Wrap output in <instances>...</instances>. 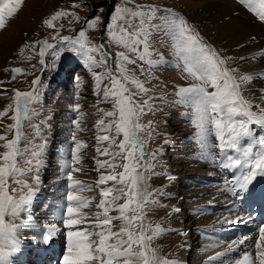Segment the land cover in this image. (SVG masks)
I'll list each match as a JSON object with an SVG mask.
<instances>
[{"label": "snow or ice", "instance_id": "1", "mask_svg": "<svg viewBox=\"0 0 264 264\" xmlns=\"http://www.w3.org/2000/svg\"><path fill=\"white\" fill-rule=\"evenodd\" d=\"M238 2L246 6L245 10L253 13L260 23H264V0H238ZM22 4L23 0H0V30L5 28L6 20L13 17ZM133 7L137 10L125 8L115 25L110 16L109 23L104 28L105 35L128 52L135 54L137 59L147 63L149 68L158 63L151 59L154 54L151 51V36L154 33H162L169 37L181 71L194 81L189 87L179 88L176 95L179 97L178 103L193 109L189 118L197 129L200 158L218 163L222 169L232 170L234 174L231 179L234 184L231 193L238 200L244 199L245 194H250V186L257 177L264 178V135L256 136L255 128L252 127L264 129V108L257 105L258 112L252 111V105L241 93V85L252 77L243 76L237 80L234 70L226 66V59L210 48L199 32L183 17L151 6L134 4ZM157 13L162 14L157 15ZM57 15L64 16L66 13L61 11ZM100 20L99 15L93 16L85 22V28L79 31L77 37L61 38L59 47L45 43L44 49H56L52 52L54 57L52 63L54 64L60 58V54L68 49L79 55L84 66L90 71L102 67L106 63L107 53L102 44L94 46L86 36L87 28L89 26L95 28ZM96 53L101 56L99 62L93 55ZM40 56L42 57L40 64L45 65L43 59L45 51H41ZM135 62L124 52L117 54L115 64L119 75L111 69L108 70L106 76L111 79V87L104 88L103 96L105 101L111 99L116 109L105 115L115 118L118 113V119L114 120L115 130L117 136L123 135V142L118 145L119 152L109 153L108 149H105L101 154L111 155L113 159L121 157L126 163L119 176L113 171V174L102 175L98 183L113 181L122 187L115 190L118 192L117 195H112L114 189H102L100 194L106 199H102L98 207L103 211L95 213L93 217L100 222L96 225H85L75 231L71 230L74 225H79L82 219L89 218L79 212L78 208L87 207L90 201L83 200L72 192L68 193L67 201L70 202L66 208L68 219L64 224L70 230L67 232V254L63 257V264H176L175 261L159 257L156 250L150 247V242L165 230L160 225L153 228L150 223L145 222L146 206L159 205L158 200L151 199L154 195L168 194L160 189L155 192L149 191L148 177L156 174L153 171L156 165L152 162L155 161L156 153L152 154V161L145 159L144 141L139 133L146 130V127L140 123L141 117L146 115L145 109L154 111V108L149 100H143L141 103L135 99L140 94L146 95L149 92L143 82L127 74L126 64ZM15 71L19 73L21 70L17 68ZM141 72L143 74V68ZM94 75L97 82L96 94L99 95V85L105 77L95 73ZM149 77L151 78L150 73ZM32 83L34 86L39 85V78ZM129 83L136 91H132L127 86ZM38 102V87H34L33 91L29 92L19 90L15 92V115L12 117L15 124L9 126L15 127V138L4 144L7 151L0 155V264H13V257L21 251L17 225L6 222V217L17 219L26 212L35 195L27 184L17 179L18 176L23 175L17 165V157L21 155L19 144L23 121L30 118L29 106ZM76 123L78 127L79 122ZM99 124L103 125L104 121L100 120ZM150 126L151 122L148 127ZM112 127L113 125L109 124L102 130L110 131ZM213 137L216 143L212 142ZM97 139L116 144V141L110 140L108 135L98 136ZM3 140H6V137L0 136V141ZM79 146L78 144L77 150ZM257 146L258 150L254 151ZM215 149L219 150L218 153L214 151ZM40 155V152H33L34 157L38 158ZM97 163L99 168L106 166L105 163ZM39 164L40 161L37 159L36 167H39ZM107 166L114 170L119 165ZM32 178L38 181V176L34 175ZM9 179L20 184L18 197L9 194ZM71 179L69 176V180ZM80 183L74 181L70 187ZM25 188L28 189L26 195L23 194ZM110 196L111 199H107ZM122 198H126V202L117 205L116 202ZM72 202L75 203V207ZM113 210L119 215L110 216L109 213ZM175 211L179 212L181 209ZM113 220L121 221L119 231L112 230ZM93 236L97 239H92ZM50 238L49 234L45 240ZM255 248L257 249L255 258L251 252H244L242 257L234 260V264H257V262L264 264V227L259 230V240L255 242Z\"/></svg>", "mask_w": 264, "mask_h": 264}, {"label": "rangeland", "instance_id": "2", "mask_svg": "<svg viewBox=\"0 0 264 264\" xmlns=\"http://www.w3.org/2000/svg\"><path fill=\"white\" fill-rule=\"evenodd\" d=\"M23 0V4L21 8L18 10L16 14H14L13 17L6 20V26L3 30H0V78L5 75L6 71V62L10 60V58L14 59L16 62H18L21 58V55L23 54L22 51L19 50H31L33 53H36L38 49H33L31 45L35 40L43 42V44L47 43L50 45H53V43L56 42L57 38H54L53 40H50L48 34L50 32V26L49 24H52V31H55L57 29V25L61 19H64L66 21V24L68 26V29L73 28L70 31L74 30L75 37L78 36V33L81 29L85 28V22L89 19H91L93 16L99 15L101 17V20L97 23V26L95 28L88 27L86 30V36L91 41V44L94 46H100L102 43L104 45L103 49L105 51H110V55H107V57H110L108 59L106 57V64L102 67H97L96 74L104 76L101 83V89L99 91V95L96 94L97 101L94 102L95 107V115L99 116V119L95 122L94 126V134L93 138L95 142L100 145L101 147H95L92 144L91 140V122L89 125V131L85 135V142L78 141L76 144H73V150H77V145L79 144V149L77 151H82L83 153L78 154L76 157H73V166H68L64 172L68 173L72 171L70 174L71 180H69V192H72L73 194L79 196L83 200L90 201L89 205L86 208L80 207L78 208L79 212H82L85 216L89 217L88 219H82L80 221L79 225H74L71 230H76L78 228H81L85 225H96L100 221L93 218L94 214L99 211L100 208L98 207L99 203L101 201L99 200H93L91 201V197L93 195V182L97 179H100L99 174L97 172H94V177L92 176V166L89 167L86 163L87 160L85 158L87 156H90V152L95 154L97 157L99 152H103L102 150L104 148H108L110 151L111 146H102L107 145L108 141H98L97 137L102 135H108L111 139H114L116 141L115 146H118L121 142H123V135L120 136L116 135L115 130V124L114 120L118 119V113L117 117H108L105 115V113L109 111H115L114 104L111 99L108 101H105L103 99L104 96V88L111 87V79L110 77L106 76V73L109 69H111L114 73L119 75V73L116 71V64L115 61L117 59V54L120 52H124L126 55L129 56L130 59L135 60L136 62L134 64H126V68L128 69V75L130 77H134L141 82L144 83L145 87L149 89V92L144 95L140 94L139 96L135 97L139 102L142 103L143 100H149V103L153 106L154 111H149L147 108L145 109L146 115L142 116L140 119V123L146 127V130L139 133L142 140L144 141L145 146V153H146V159L149 161H152V154L156 153L155 161H152L153 163L156 162V158L158 155H162L159 152H166L167 153V161H168V167L163 172V175L158 178V174L155 175H149L148 177V185H149V191L152 192L153 187H162L164 188H158L162 191H168V186L171 190L177 189L175 192L178 194L177 196L182 197L187 195V192L190 189V186L193 185L192 182L188 179L186 182L181 181L177 176H180L183 174V176L188 175L191 176L194 173H197V171H203L204 167H208L207 162L205 164L194 162L193 164L197 165H190V162H185L183 156L188 153V150L192 153H195L197 155V150L195 149V146H199L198 144H191L187 138L185 133V130H191L193 126H191V120L187 118L186 116H182L185 113H188L192 111V108L189 106L182 105L178 103L179 97L176 95L177 91L181 87H189L194 81L187 78L186 73H183L181 71L180 66L178 65V61L176 56L174 55V50L172 47V42L169 39V37L165 36L162 33H154L151 36V51L154 53L151 57L152 60L158 61V63L149 68V65L145 62L140 61L136 58L135 54L130 53L125 49L124 47L116 44L115 42L110 40V37L108 35H105L104 28L105 25L109 23V17H112V23L115 25L118 21L117 18L121 15L123 10L125 8L131 9L132 11H136L137 9L133 7V5L138 6H151L154 8H158L164 12L169 13H175L181 17H183L194 29H196L199 34L201 35L202 39L207 43V45L217 51L220 55V57L226 59V66L230 70H234V74L237 75V80H239L243 76H252V75H258L259 73L263 74L264 69L259 70L262 68V63L264 61V47L263 50L257 51V52H248L246 50H243L241 45L233 46V47H226V44L224 42L218 43V40L213 36V31L211 29L210 24L204 20L201 16V13L203 11L202 8V2L203 0H132V2H128V0H110L108 3V0ZM87 2V3H86ZM108 3L107 6H104ZM74 5H77L74 7ZM78 5H83L84 7H79ZM64 10V13L66 15L64 16H58L57 14ZM162 13H157V15H160ZM251 15L258 20L253 13ZM55 17V19H54ZM155 22V21H154ZM52 33V32H50ZM54 34V33H53ZM58 42V41H57ZM27 44V47L25 46ZM59 47V46H58ZM47 49H42V51L46 52ZM66 51L70 54H73L75 56L80 57L76 53H73L66 49ZM95 56L96 60H100L101 56L100 54L96 53L93 54ZM260 55V56H259ZM36 57V55H34ZM263 56V57H262ZM161 57L163 59L161 60ZM257 61V62H256ZM256 62V63H255ZM18 67L12 68V71L17 75L20 76L21 71L17 73L15 69ZM141 68H143L144 72L142 74ZM79 72H83L84 70L80 66V68L77 70ZM258 71V72H257ZM255 74H250L254 73ZM149 73L151 78L149 77ZM57 74V72H56ZM94 75L93 72H88L87 76L88 78H91ZM57 78V76L55 75ZM264 77V76H260ZM123 82V81H122ZM263 83V84H262ZM262 87L256 88L253 84L246 81L241 85V93L243 97L248 99V97H245L246 94L243 92H248L249 96V102L252 105V111L258 112V108L256 109V106H260L262 108L261 101L264 100V81L261 82ZM129 88L132 89V91H136L135 87L131 85L130 83L127 84ZM2 90L0 85V91ZM211 91V90H210ZM256 93V94H255ZM262 98V99H259ZM172 116H177V118L172 120ZM80 120V118H79ZM103 120L104 124L100 125L99 121ZM9 121L11 122L12 119L10 116H6L5 118H0V125H2L4 122ZM149 122H151V126H149ZM190 122V123H189ZM112 124L113 127L110 131H103L107 125ZM40 123L38 122V126ZM149 133H151L149 135ZM179 137V139L177 138ZM34 136L31 135V139H33ZM213 143H216L215 138L213 137ZM7 141L3 140L0 141V155H2L7 149L4 147V144H6ZM19 148L21 150V155H27L28 153L23 152V149L25 151L31 153L36 151L35 144H31L30 146L26 147L24 146V142H20ZM97 149L100 151L98 152ZM258 150V147L255 151ZM195 155V156H196ZM107 160L105 170L109 171L113 174V171L119 176V173L123 172V165L125 162H122L117 168L114 170L107 165L110 161H113V157L110 156V159L108 156L104 155ZM193 155H191L192 158ZM78 157V159H77ZM22 158V157H21ZM20 156L17 157V162H20L21 160ZM194 159V158H193ZM125 159L122 158V161ZM68 160H62L63 166H65L66 162ZM104 161V160H103ZM18 164V163H17ZM19 166V165H18ZM212 166V165H211ZM50 169V166H48ZM58 169V168H56ZM27 169H25L26 171ZM209 170H211V167L209 166ZM51 171V169H50ZM56 174L52 180H56L59 178H63V174ZM102 172V169H101ZM42 171L40 172V174ZM53 173L51 172L50 175ZM219 175L215 172L213 175ZM147 175V173H146ZM167 175L173 177L172 179L167 180L168 184H163L164 177ZM224 176V175H223ZM98 177V178H95ZM216 179V178H215ZM19 180V179H18ZM92 180V181H91ZM74 181H80L81 183L79 185H75V187H70L71 184H73ZM28 181H25L23 183L27 184ZM34 182H37V180L33 179L31 180V187ZM215 183L216 181L213 180ZM110 185L109 182H106ZM116 186V188L111 189H119L122 187V185L117 184L116 182H113ZM47 184L43 182L42 188L46 189ZM154 184H159V186H156ZM216 186L219 187V191L222 190V186L219 183H215ZM221 187V188H220ZM33 188V187H32ZM72 188V189H71ZM15 189L16 191H13ZM21 186L20 184L14 183L11 179H9V194L13 195L14 197H18L20 194ZM23 190H26L23 189ZM53 192V190H51ZM39 192V191H38ZM154 192V191H153ZM192 192V191H191ZM226 192V191H224ZM196 193V192H195ZM228 193V192H227ZM24 194V193H23ZM38 193L35 194L37 196ZM117 192H113L112 195H117ZM168 195L166 197L176 199L175 193H167ZM161 196L154 195L153 199L157 200ZM213 196H210L208 198L209 202L212 203L214 199H211ZM125 198L120 199L119 201H122ZM171 199V200H172ZM41 201V200H40ZM158 201H162V206L158 208V206L153 205L152 212L157 209L158 216L156 217V214H151V211H149L150 206H146V211H148L149 218L152 222L155 221L157 218L156 224H152L151 226L155 228L156 225H160L163 229H165L164 225L159 223V221L167 222V220L163 219H169L171 225H174L175 223H184V224H176V226H183V227H193L197 222H209L212 219H208L205 216H202V218L197 219L196 217H192V210H188V213L183 212L185 209H182L179 212L175 211L176 206H188L185 205V200H173V202H170L169 209L164 207V203H167L169 200L163 198L158 199ZM192 204L199 205L200 201H193L191 200ZM219 202V200L217 201ZM69 203V202H68ZM48 203L47 205H49ZM193 204V205H194ZM41 207V217L43 221H49L52 220L53 223H55V227L58 229L59 223L53 221L51 217L52 208L49 207L48 211L45 210V206ZM55 206V205H54ZM73 206L75 207V203L73 202ZM227 206V205H226ZM172 211L174 213H169ZM44 213V215L42 214ZM102 213V212H101ZM177 213V214H176ZM209 213V212H208ZM23 214V213H22ZM20 215L17 219L13 220L11 217H6V222H12L15 223L17 226L19 225V228H26L23 225H27L26 223L23 224V215ZM34 214H37V207L35 208ZM48 214V215H47ZM168 216L166 217V215ZM210 214V213H209ZM47 215V216H46ZM200 215V214H199ZM206 215V214H204ZM210 218H212L210 215H206ZM46 217L48 220H46ZM64 217V215H62ZM61 217L62 220L63 218ZM148 219V218H147ZM195 220L196 222H194ZM186 222V223H185ZM52 224V223H51ZM50 224V225H51ZM30 224H28L29 226ZM43 226H47L46 224H41ZM64 221L62 220L60 222V226H64ZM27 226V227H28ZM61 230V228L59 227ZM99 231V229H97ZM172 231V230H169ZM68 231L67 229L62 230V234H66ZM178 235L180 233L184 232V230L179 231H172ZM152 233L150 232L149 235ZM189 235V236H188ZM251 243L250 241L247 242V245L249 244L252 246V241H254L253 237H257L255 240L258 241V231L256 235H251ZM166 237V238H165ZM24 238V237H23ZM21 238V239H23ZM26 238V237H25ZM168 238V239H167ZM198 238H201L200 235L197 233L190 232L189 234H182L181 237V244L179 247V243H177V240L168 237L165 234H161L157 236L154 240H152L150 243L154 244L152 249L156 250L158 255L164 256V259L170 258L172 261H175L178 264H185L184 257L181 255H176L174 251L180 248L179 253L182 249L187 250V253L182 254H189L191 251L190 246H187L190 242V240H193L195 243L198 242ZM20 239V240H21ZM94 239V236L92 237ZM197 239V240H195ZM176 242H174V241ZM67 241V239H66ZM208 241V240H206ZM23 243V241L21 240ZM68 242V241H67ZM211 244L210 241H208ZM63 243V241H62ZM202 243V240H201ZM192 244V243H191ZM155 245L158 247H155ZM201 245L195 246L194 251L198 250ZM214 246V245H213ZM26 247V246H23ZM189 247V248H188ZM215 247V246H214ZM255 247V244L253 245ZM210 247L206 248V251L209 250ZM35 250V249H34ZM243 250V249H242ZM257 250V249H256ZM62 252V250H61ZM67 252L64 251V254ZM36 254V253H35ZM35 254H32L30 257L33 258ZM64 254L62 253L59 258H57V264H63V257ZM191 261L190 257L188 259V262L191 264V262L198 263V259L193 261L192 257H199L204 256V250L201 248L200 253H191ZM242 257V255L240 256ZM32 258H28L26 260V264H33ZM60 259V261H59ZM21 264V263H18ZM40 264V262H39Z\"/></svg>", "mask_w": 264, "mask_h": 264}, {"label": "bare ground", "instance_id": "3", "mask_svg": "<svg viewBox=\"0 0 264 264\" xmlns=\"http://www.w3.org/2000/svg\"><path fill=\"white\" fill-rule=\"evenodd\" d=\"M202 8L203 11L201 13V16L204 20H206L210 24L211 29L213 31V36L218 40V43L224 42L226 44V47L241 45L243 50H246L248 52H253V51L257 52L263 50L264 23H260L258 20H256L249 11L245 10V6H242L238 2V0H203ZM262 69H264V61L262 63ZM64 75H66L65 70H61L56 74L57 79L59 80H62ZM260 76H264V74L259 73L258 75H252L251 76L252 79L249 82L254 86L259 85L261 82H263L262 80L263 78ZM210 167H211L210 171H216L214 168H212V166ZM216 173L218 174V172ZM50 174L51 171L48 166L46 170H42L41 178H43V182H45V180L50 176ZM213 174H212V176L214 177L213 180L219 183L222 186V190H223L211 198L214 199L213 201H211L212 202L211 204L214 207L216 204L214 201L216 202L218 200L219 202L224 201L225 203H227L226 204L227 206L225 205L224 207L225 211H227V213L224 214H226L227 217L229 216V214H232L235 215L234 217L239 218L241 220L249 215V216H253L254 220L256 221L260 220L258 219V215L260 217L261 213L264 211V197L262 200H258V197L264 191V178L257 177V179L253 182V185L250 186L249 189L250 194H245L244 199L240 200V202L239 201L234 202L232 199V195L230 194L231 187L228 185L230 181L232 182L233 185L234 181L232 179H227L223 173H220L219 175L216 174L213 175ZM258 182L262 183V188L257 187L256 183ZM212 188L213 189L217 188V190L219 191L218 186H213ZM40 194L41 192L39 190L37 196H40ZM45 197L46 195L43 198ZM49 207L52 208V212H51V216H47V217H51L53 221H55L56 223L59 221V219H61L62 215H64V217H62L63 219L64 218L68 219L66 215V210L64 211V208L62 209V207L57 205L54 206L51 203L45 206V210L48 211ZM208 214L209 213H207L206 215ZM47 217L46 220H48ZM240 220L238 221L235 220L234 223L238 224ZM52 224L54 225H50L49 227L43 225H39V227H36L34 226V224H30L29 226L28 224L23 225L26 228H19L20 226L19 225L17 226L18 228L17 237L19 239L21 251L19 254L15 255L16 257H18V259L15 256L13 257V264L14 262H19L21 264H23L24 262L22 250H24L25 247H23L24 245L21 242L22 240L21 238L23 237L24 238L31 237L32 239H36L38 241L39 249H40L38 256H42L43 254H45L46 256L48 253L50 254V256L60 255L64 236L60 237L58 234L60 233L59 227L57 229L55 227V223ZM242 228H243L242 229L243 235L240 237L241 241L243 237L250 236L248 227L244 226ZM257 231L259 236V230ZM183 233L184 232L180 233V235H182ZM49 234L51 238L46 241L45 237ZM253 238L254 241H252V246H250L249 244L247 245V242L245 241L240 242V239H233V236L229 234L227 235V238L225 237L223 238L222 236L214 237V243L220 246L223 244V242H225L226 239L229 240V243L227 245H232L231 252L234 253L236 256H238L237 258H240V256L243 255L244 252H251L253 255H255L257 250L255 247H253V245L255 244V240L257 239V237L256 238L253 237ZM66 239L68 241V238ZM248 240L251 243V236ZM210 242L213 244L212 241ZM190 245L191 243H189L187 246ZM242 246H245L244 249ZM180 252L187 253V250L182 249ZM41 262L42 259H40V264H42Z\"/></svg>", "mask_w": 264, "mask_h": 264}]
</instances>
